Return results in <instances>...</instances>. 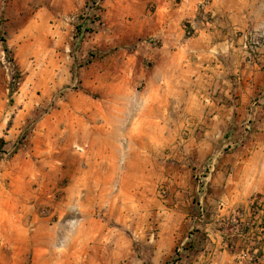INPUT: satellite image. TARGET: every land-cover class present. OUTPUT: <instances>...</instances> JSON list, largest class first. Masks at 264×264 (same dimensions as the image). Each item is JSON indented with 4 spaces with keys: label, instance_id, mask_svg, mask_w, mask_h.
Returning a JSON list of instances; mask_svg holds the SVG:
<instances>
[{
    "label": "rangeland",
    "instance_id": "obj_1",
    "mask_svg": "<svg viewBox=\"0 0 264 264\" xmlns=\"http://www.w3.org/2000/svg\"><path fill=\"white\" fill-rule=\"evenodd\" d=\"M135 6L0 0V264H150L173 187L106 152L145 87L139 48L157 47Z\"/></svg>",
    "mask_w": 264,
    "mask_h": 264
},
{
    "label": "crops",
    "instance_id": "obj_2",
    "mask_svg": "<svg viewBox=\"0 0 264 264\" xmlns=\"http://www.w3.org/2000/svg\"><path fill=\"white\" fill-rule=\"evenodd\" d=\"M135 1L134 18L147 23L135 35L157 47L139 48L151 62L145 87L124 106V143L108 140L106 152L173 187L154 216L149 263L166 264L178 242L177 264L264 262L262 216L250 212L251 197L264 193V0ZM250 34L263 35L258 64L243 47ZM209 166L199 219L191 172Z\"/></svg>",
    "mask_w": 264,
    "mask_h": 264
},
{
    "label": "built area",
    "instance_id": "obj_3",
    "mask_svg": "<svg viewBox=\"0 0 264 264\" xmlns=\"http://www.w3.org/2000/svg\"><path fill=\"white\" fill-rule=\"evenodd\" d=\"M262 34H250L247 37L245 45L243 47L249 51L250 58L253 63L258 64L260 61V55L258 50L262 45ZM255 103V102H254ZM250 121L246 123L245 130L251 128ZM213 168L211 166L204 168L203 170H195L194 174V200L197 208L198 218L201 219L205 215V200L208 196L209 186L211 182V174ZM250 212L252 215L262 216L261 221L258 226V231L260 234L264 235V193L255 194L250 199ZM179 253V249H177ZM178 257H176L170 264H177ZM248 264H264L259 260H251Z\"/></svg>",
    "mask_w": 264,
    "mask_h": 264
},
{
    "label": "trees",
    "instance_id": "obj_4",
    "mask_svg": "<svg viewBox=\"0 0 264 264\" xmlns=\"http://www.w3.org/2000/svg\"><path fill=\"white\" fill-rule=\"evenodd\" d=\"M4 51H5V52H7V50H6V49H5Z\"/></svg>",
    "mask_w": 264,
    "mask_h": 264
}]
</instances>
